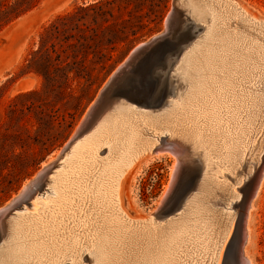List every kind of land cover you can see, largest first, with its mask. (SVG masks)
Instances as JSON below:
<instances>
[{"label": "bare ground", "instance_id": "1", "mask_svg": "<svg viewBox=\"0 0 264 264\" xmlns=\"http://www.w3.org/2000/svg\"><path fill=\"white\" fill-rule=\"evenodd\" d=\"M176 1L190 36L159 69L167 89L160 107L115 99L59 148L42 188L0 207V264H217L237 227L234 185L250 191L264 173V18L238 0ZM148 151L146 163L172 157L170 179L156 213L132 218L119 186ZM194 168L199 178L183 208L179 194ZM238 253V264H251Z\"/></svg>", "mask_w": 264, "mask_h": 264}, {"label": "trees", "instance_id": "2", "mask_svg": "<svg viewBox=\"0 0 264 264\" xmlns=\"http://www.w3.org/2000/svg\"><path fill=\"white\" fill-rule=\"evenodd\" d=\"M38 1L14 0L1 5L0 20L7 22ZM132 3L94 0L58 13L42 25L36 47L28 51L18 72V76L36 74L40 84L11 96L0 125V192L14 189L44 153L67 137L112 51L122 42L137 39L138 30L122 14L125 10L130 16L132 7L142 6ZM160 4L166 7L167 0H159ZM157 10L150 22L161 16ZM74 80L77 92L72 87ZM24 117L33 121L26 124Z\"/></svg>", "mask_w": 264, "mask_h": 264}, {"label": "rangeland", "instance_id": "3", "mask_svg": "<svg viewBox=\"0 0 264 264\" xmlns=\"http://www.w3.org/2000/svg\"><path fill=\"white\" fill-rule=\"evenodd\" d=\"M13 1L14 0H0V6L4 5L5 3L10 4ZM92 1L94 0H39L34 7L24 13L12 17L9 21L5 22L4 18L0 20V125L5 118V109L11 96L19 91L37 88L40 84V78L36 74L27 73L25 75L18 76V72L19 66L23 62V58L26 56L28 51L36 47L38 33L41 30L42 25L48 23L58 13L69 10L76 5ZM238 1L241 2L242 5L253 15H259L264 18V0ZM136 3L138 5L142 3V6L136 8L132 7L130 16H128L125 10H123L122 14L124 17L129 18V24L132 28L138 30L137 35L139 36L130 43H120L116 49L112 51L111 58L109 61H107L106 67L99 71L98 79H96L95 84L89 89V98L80 115H78L74 120L67 137L59 145L44 153L40 161L34 167L29 169L28 174L20 178L17 186H14V189L0 192V207L8 202L14 195H16L23 183L32 178L45 162L49 163L50 161H47L51 159L58 152L59 148H61L66 143L73 133L83 111L90 100L97 93L100 86L108 77L110 71L120 63V61L126 56L127 52L132 47L143 41H146L152 35L158 33L164 28L165 17L172 6V0H167L166 7L161 6V4L158 5L159 0H133L132 5H135ZM155 10L160 11L161 16L154 20L155 22H150V19L154 17ZM142 24H147L148 26H142ZM97 71H95V73ZM76 84L77 83L75 80L72 81V87L77 92L78 87ZM158 107H160V105L156 107L145 108L154 109ZM22 121L26 124H30L33 119L31 117H24ZM163 138H165V136H163ZM148 154L150 155L152 153H149V151L145 152L137 159L135 164L126 170L122 176V181L119 186L118 195L120 206L124 212H126L132 218L146 217L156 213L159 206L160 196L170 179V171L173 164V160H171L172 157L165 155L159 159L156 158L155 160L153 159L146 163L147 157H149ZM140 166H142V169L138 168ZM54 168L57 169V167ZM192 171L195 172V176L192 179V184L186 187L182 195L179 194L180 198L178 199L180 202H183L187 196V193L194 190L196 187V183L199 178V172L195 168L192 169ZM43 183V178H41V180L29 192L32 193V191L36 189H41ZM257 183L258 184L256 185L258 187L256 186L255 192L252 195L251 207L249 209L247 219L248 235L245 238L243 236L242 239L244 240L245 244L243 243V245H241V257L246 255L250 259L251 264H264V173L260 175ZM234 186L237 187L240 196L239 198L242 202L243 198H245V195L242 194V190L240 191V188L244 186L242 182L238 185L235 184ZM41 191H39V193ZM244 191L243 192L245 194L249 193L246 188ZM27 195L23 198V200H27ZM187 198L184 200L183 208L187 203ZM32 199H34V197ZM41 200L44 201L46 199ZM240 201H238V204H236L235 207L231 208V211L234 210L235 212L240 213ZM39 205L40 204L37 203L35 206ZM178 205L179 204L177 203L173 206L171 205L172 207L163 206V209H165L166 212L172 213L170 211H174ZM32 208L33 207L30 204V207L27 209L32 211ZM168 214L157 215L160 217H165ZM163 221V218L159 219V222ZM242 227L243 232L244 225ZM233 229L234 222L230 233L223 241L222 246L220 249H217L216 254L218 256L215 255V258L217 259L215 262L217 264H238L239 259L236 255L239 253L236 250V243L234 241H237V236H239L238 221L237 227L234 229V231ZM232 243L235 249L230 246ZM86 257H88V255H86ZM211 263L214 264V261L212 260Z\"/></svg>", "mask_w": 264, "mask_h": 264}, {"label": "water", "instance_id": "4", "mask_svg": "<svg viewBox=\"0 0 264 264\" xmlns=\"http://www.w3.org/2000/svg\"><path fill=\"white\" fill-rule=\"evenodd\" d=\"M188 21L177 1L172 0V6L165 17L164 28L146 41L132 47L120 63L110 71L108 77L86 106L73 135L62 146V150L67 148L72 140L91 124L101 109L115 99L124 98L145 107H156L164 101L167 89L165 84L162 83L159 69H163L166 58L178 52L180 43L190 36L187 33L188 30L184 33L186 27L190 24ZM48 164L42 166L24 186L22 185L8 204L24 198L27 195H24L26 191L31 190L41 180L42 173ZM254 188L255 186L251 188L246 198H243L241 206H239L240 213H238L237 219L239 236H237V241L234 240L237 252L243 239L244 215ZM183 192L184 189L180 192V195ZM244 192L242 191V194ZM230 246L234 248L233 243Z\"/></svg>", "mask_w": 264, "mask_h": 264}]
</instances>
